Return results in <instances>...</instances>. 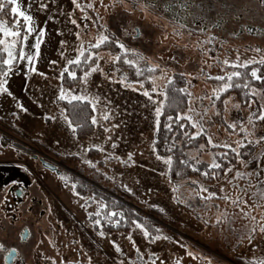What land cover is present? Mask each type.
Here are the masks:
<instances>
[{"label": "rangeland", "instance_id": "1", "mask_svg": "<svg viewBox=\"0 0 264 264\" xmlns=\"http://www.w3.org/2000/svg\"><path fill=\"white\" fill-rule=\"evenodd\" d=\"M78 2L82 5L88 3L95 5L93 8H85L88 19H84L85 13L75 7L73 0H21L22 6L34 17L37 29H45V36L35 65L37 72L28 73L27 62H19L14 74L8 77L7 87L13 95L0 94V113L5 114L6 111L11 110V116L13 115L15 120L14 127L0 128V235L3 236L10 228L17 233L21 232L25 226L32 228L33 246L24 264H53V260L55 264H61V261L64 264H68V261L88 264V256L92 257V264H119L120 260H123L124 264H130V261H134L135 264H152L155 259L151 256L152 253L159 257L156 259V264H160L161 260L164 264H174L177 257H182V264H205L202 260L187 256L186 253L189 250L212 257L213 264H236L234 258L247 262L264 259V233L259 232L257 225L255 239L249 243L247 236L253 221L250 217L240 214L239 210L230 203L223 200L213 201L214 205L220 206L219 211L226 209L230 215L235 213L236 218L231 225L205 227L191 209L173 202V193L167 178L160 174L166 170V166L157 159L156 151H153L152 141L156 133L154 107L142 92L126 88L119 82L122 73H126L129 80L144 79L135 75L134 68L125 65L121 60L116 65L120 69L117 72L111 64L101 61L105 73L111 75L112 80H109L107 75L94 73L89 77L88 84L82 85L79 79L82 70L73 69L78 73L77 80L74 83L69 80L64 81L65 88L74 89L91 97H99L96 111L98 120L105 110L112 114L110 120L101 121L104 127L118 125L112 128L110 133H105L103 127L97 125L96 132L92 136L86 139L77 137L78 142L85 146L89 143L103 144L105 138L110 135L112 140L117 142V148L111 149V141L104 144V147L108 151H115V154L123 159H127L128 153H132L134 163L124 165L112 160L108 164H98L97 167L101 171L96 172L95 169L81 164L79 158L62 155L65 151L77 150V138L73 137L71 130L60 119L61 102H56L60 84L59 73L67 59L74 58L76 55L75 46L78 42L75 33L77 31H81V38L84 41L95 42L99 32L108 30L127 47L150 58L151 63H159L162 67H167L169 74H173L172 70L191 73L192 77H198L192 79L194 87L191 91L194 96L210 94L211 89L218 86L217 81L206 79L205 75L200 73L201 67L204 73L222 74L221 69L224 66L217 62L216 57L219 60L235 59L239 53L242 61L252 57L258 58L259 55L264 54V40L257 37L221 40L225 38L215 37L212 44H207L204 41L211 37L209 34L204 35L200 31L182 29L156 11H152L151 15L146 17L139 8L126 11L119 3L113 7V0H102V2L101 0H78ZM126 2L131 3V0ZM40 3H46L47 7L40 9ZM29 4H31L30 9H28ZM0 19L3 18L0 17ZM72 20H75L76 24H73ZM85 25L88 31H85ZM137 27L140 28L142 35H137L133 31ZM176 32L182 34L176 35ZM34 41L35 34L29 38L28 50ZM61 41L64 43L62 44ZM201 44L203 48L210 51H202L199 46ZM257 47L262 50L261 53L254 51ZM100 51L107 58V53L115 55L119 52V48L113 44L102 47ZM61 52H64V56H61ZM172 57H175V60L170 59ZM129 58L136 57L130 55ZM52 61H56V64L53 65ZM144 64L145 62H141V67H144ZM156 74L159 75V73ZM176 82L177 87L184 86L179 76L176 77ZM158 83L163 84V81ZM253 83L258 88H264L261 82L253 81ZM145 87L150 88V83H145ZM226 95L233 97L232 103H241L240 115L246 118L248 106L244 103L242 91L230 90ZM17 102L22 103L28 111L20 110ZM194 106L199 108V102H196ZM187 107L185 102L180 112L186 111ZM218 107H222L219 102ZM45 116H56L57 119L52 121L45 119ZM228 116L229 119L234 118L236 111L229 112ZM213 119L216 123L209 125V129L215 143L225 140L234 142L243 135L237 131L229 138L228 133L221 127L219 119L215 117ZM198 139L200 143L205 144V149L199 153L191 149L198 159L211 162L213 153L224 151L222 148L208 146L206 137L202 136ZM32 146L58 163L62 169L61 173L70 177L68 186H65V182L60 179L61 173L45 168L39 157L33 156L38 151ZM28 148L33 153H30ZM261 148H264V144L253 150L259 152ZM243 151L246 149H242ZM38 154L44 156L41 153ZM104 155L105 153L92 150L86 154V158L102 161ZM229 155L232 156V154ZM243 158L247 160L248 156L245 155ZM234 164L235 169L244 170L237 160ZM260 164L264 167V159L260 161ZM256 166L257 162L253 161L247 170H252ZM72 173L94 182L98 187L128 202L134 208H139L146 216L154 215L151 210L153 207L150 205H158L159 207L155 208L158 210L165 209L164 212L160 211L163 216L155 217L162 224L158 228L172 239L150 242L143 237L139 229L134 230L133 227L127 232L115 233H108L103 229L105 236L101 237L98 234L99 226L98 228L94 226L92 218L88 216L89 212L97 211L98 205L90 203L87 209L82 207L84 199L92 195L86 197L75 195L71 187ZM104 173H107V176ZM232 175L234 172L229 173L228 177ZM261 175L264 176V172ZM110 176H114L115 180L107 178ZM12 180L27 185L28 191L19 202L12 203L13 194L9 193V188L20 184H11ZM207 180L200 182L206 185L223 184L230 190L226 179L217 182L215 179ZM255 180L256 177L253 176V184ZM244 183V180H240V184ZM121 184L128 185L133 192H128L121 187ZM5 185L9 186L5 187ZM191 187L193 186L185 184L178 194L182 193L183 197L187 198ZM216 190L218 191V187ZM8 199H11V205ZM248 199L251 204L250 193ZM200 203L199 200L194 201V207ZM197 210L206 213V218L212 219L218 212L216 207L210 209L198 207ZM261 211L257 209L252 213L257 216V220ZM130 232L136 247L143 254L142 257L138 258L132 241L127 238ZM113 240L120 245L121 253L115 251ZM176 241L188 247L182 248Z\"/></svg>", "mask_w": 264, "mask_h": 264}, {"label": "snow or ice", "instance_id": "2", "mask_svg": "<svg viewBox=\"0 0 264 264\" xmlns=\"http://www.w3.org/2000/svg\"><path fill=\"white\" fill-rule=\"evenodd\" d=\"M102 2V0H101ZM76 8L81 9L85 13L84 19H88L85 8H93L94 4L88 3L82 5L78 0H73ZM119 3L127 11L129 7L126 4V0H113V7ZM261 4H264V0H260ZM220 5H213L212 7H219ZM10 7V13L13 18V22L10 24L7 20L0 19V53H6V58L0 57V94H8L12 96L13 94L7 87L8 77L14 74L16 66L21 61L27 62V72L34 73L37 72L36 61L40 56L41 43L43 42L45 36V29H37L34 17L30 14L25 7L22 6L21 0H0V14L4 13L6 8ZM47 7L46 3H40L39 8L45 9ZM131 7L133 10L139 8L142 12L145 10L156 11L157 9H163L167 12H173L172 3L168 0H131ZM181 7L185 9L190 8H200L202 5L196 3H182ZM223 7H231V5H223ZM31 8V4L28 5V9ZM172 20L180 24L182 29L187 28L186 24L181 23V18L179 14L172 16ZM73 24H76L75 20H72ZM221 26L219 21L213 24V27ZM151 27V26H150ZM166 27V25H165ZM203 30V29H201ZM85 31H88L85 25ZM137 35H142L139 27L133 30ZM252 31V29H249ZM35 34V41L31 44L30 50H28L29 38ZM127 34V32H126ZM182 33L176 32V35H181ZM191 34V33H190ZM235 35V33H232ZM77 39V45L75 46L76 55L74 58L67 59L66 64L59 73L58 80L60 81L59 90L56 95V102L61 101L67 102L71 106V110L65 108L60 110V119L67 125L71 130L74 138H77V133L79 130H83L85 127L97 125L103 127L105 133H110L112 128L118 127V125H112L111 127H104L101 121H108L112 118L110 111L105 110L100 114V119L98 120L97 115L93 114L91 116L90 125L87 122H79L78 110L81 104H88L91 107L93 113L97 111V105L99 103V97H91L85 95L82 92H76L74 89L65 88V74L69 82L74 83L78 78V73L73 69H81L82 75L79 79L82 85H87L89 82V77L94 73H100L107 75L104 68L101 66V61L107 64H111L113 69L117 72L120 71L116 65L122 60L125 65H128L135 70V75L137 77H144V79L129 80L126 73H122L119 82L126 88H133L136 91L142 92L148 101L154 107L155 115V131L158 133L160 128V117L165 113V110L175 111V116L167 115L166 122L164 123V129L172 134L171 143L165 144V151L167 155H159L157 153V159L161 161L165 166L166 170L161 172L162 176L167 178L170 185V190L173 193L172 200L178 205H184L191 209L195 214L196 218L203 222L205 227L209 225L212 226H222L224 224L231 225L234 221L235 213L229 214L225 209L219 211V205L213 204L215 200H223L226 203H230L234 208L239 210V213L244 217H250L253 221V226L248 232L249 243L255 239L254 233L257 232V225L259 227V232L264 233V176L261 175L264 172V167L261 166L260 161L264 159V148H261L259 152L254 151L256 147L264 144V88H258L253 81H258L264 84V72H262V67H264V54L257 57H252L249 59L241 60L239 53H237L235 59L224 58L219 60L216 57L218 63L222 64L224 68L221 69L222 74L211 75L204 73L203 67L200 68V73L205 75L206 79L215 80L218 82L217 87L211 89L210 94L194 96L191 89L194 87L192 79L198 77H192L191 73H186L183 71L176 72L172 70L173 74L169 75L167 67H162L159 63H151L150 58L144 56L141 52L130 49L127 47L119 38H116L113 33L108 30L99 32L95 42L91 40L84 41L81 38V31L75 33ZM215 36L210 37L204 43L212 44L215 41ZM63 44L64 41H61ZM117 45L119 52L112 55L110 52L107 53V58L105 54L100 51L102 47H108L110 45ZM204 52L210 51L209 49L203 48V44L199 45ZM187 47V45H185ZM256 53H261L262 50L257 47L254 50ZM131 56L136 57L135 59L129 58ZM61 56H64V52H61ZM175 60V57L170 58ZM141 62H145L144 67H141ZM53 65L56 61L51 62ZM178 63V62H177ZM251 66V67H250ZM210 67V66H209ZM250 67V71H249ZM86 68L87 70H83ZM226 68H231L233 70L227 71ZM156 73H159L157 75ZM44 75V73H40ZM184 82L183 87L176 86V77ZM249 77L251 79H249ZM109 80H112L111 75H107ZM158 81H163V84L158 83ZM145 83H150V88L145 87ZM139 85V87H136ZM240 89L242 91V96L245 98L244 103L248 106V111L246 113V118L240 115L241 103H232L233 97L226 95L230 90ZM222 97H225L222 99ZM187 103V110L180 112V106ZM199 102V108L194 105ZM207 102V103H205ZM218 102L222 107H218ZM258 105V107H256ZM17 107L23 112H27L28 109L22 104L17 102ZM235 110L236 116L229 119L228 113ZM15 115V114H14ZM213 117L219 119L221 127L224 131L228 133L230 138L233 133L237 131L243 135L234 142H228L225 140L221 143H215L213 136L210 134L209 125H214L216 120ZM45 119H50L55 121L56 116H45ZM260 122V123H258ZM175 126V131H174ZM194 129V130H193ZM179 134L183 138V142H178L176 135ZM207 138V145L211 148H222L224 151L213 153L211 162H206L198 159L194 155L191 149H194L196 153H199L205 149V144L197 143L200 137ZM111 141V149L115 150L117 148V142L112 140V137L108 135L105 138L104 143H89L87 146L80 144L77 138V150L76 151H65L62 155L77 157L80 159L81 164L87 165L90 168L95 169L96 172H100V168L97 167L98 164L104 163L108 164L110 161L115 160L124 165L129 163H134L132 160V153H128L127 159H123L115 154V151H108L104 144ZM153 151H156L155 145L156 140L152 141ZM242 149L246 151L242 152ZM92 150L105 153L103 160H96L86 158V154ZM174 152H179L180 156L186 157L183 159L174 158ZM229 153L232 154L242 166L244 170L235 169L234 165L231 163V158ZM247 155L248 159L245 160L243 157ZM257 162L256 168L252 170H247L249 165ZM223 162H227V166H224ZM201 165H203V170H201ZM45 166L53 168L59 172V169L55 165L45 161ZM185 169H191L193 172H199L203 177L208 179H217L220 177V172L223 171L224 179L227 180L230 185V190L226 189L223 184L220 185H206L200 181H194L190 178H186ZM173 172L175 173L176 179H172ZM234 172L230 178L228 173ZM107 176V173H104ZM255 176V184L252 183V177ZM110 180H115L114 176L107 177ZM60 179L65 182V186H68L70 177L66 174L61 173ZM240 180H244L245 183L240 184ZM11 184H18L19 181L12 180ZM79 182L72 183V191L77 197L81 196V192L77 191V186ZM185 184L191 185L190 191L188 192L187 198L183 197V194H178L179 190L184 187ZM9 185H5L8 187ZM121 187L125 188L128 192H133V189L128 187L126 184H121ZM218 187V191L216 190ZM249 193L251 194L252 203H249ZM23 195V193H21ZM199 200L201 203L194 207L193 202ZM90 203H95L98 205L97 211L95 213L89 212L88 216L92 218V223L94 226H99V235L101 237L105 236L104 224L101 222L104 220L107 224L119 227L121 224L132 225L133 229H139L143 237L148 239L150 242L157 240H171L172 238L168 235H164L162 230L154 227L151 224H146L141 222L139 218L129 220L128 215L124 211H108V205L103 200H97L95 195L86 197L84 199V204L82 207L87 209ZM150 207L157 208L158 205H150ZM198 207H203L205 209H210L211 207H216L218 209L215 218H206V213H201L197 209ZM247 209V210H246ZM257 209H261V214L259 220L257 216L252 213ZM161 212L165 209L159 208ZM150 228L152 229L150 231ZM223 231V229H221ZM156 233L155 235L153 233ZM31 235L29 229L25 228L20 233V239L25 240ZM132 241L133 247L138 254V258L142 257L140 249L136 247V242L132 239L131 232L127 237ZM182 248H187L186 244L180 243ZM112 244L117 253H121L122 249L115 240ZM5 244L0 242V249H4ZM18 249L12 247L9 249V253H16ZM187 256L193 259H199L205 262V264H213V259L210 256L193 252L191 250L187 251ZM153 259L152 264H156V259L159 257L155 253L151 254ZM7 259V257H6ZM88 264H92V257H87ZM53 264L55 261L53 260ZM61 264H64L61 261ZM68 264H80L79 261H68ZM119 264H124L123 260L119 261ZM130 264H135L134 261H130ZM160 264H164L161 260ZM174 264H182V257H177ZM254 264H264V259H260L254 262Z\"/></svg>", "mask_w": 264, "mask_h": 264}, {"label": "flooded vegetation", "instance_id": "3", "mask_svg": "<svg viewBox=\"0 0 264 264\" xmlns=\"http://www.w3.org/2000/svg\"><path fill=\"white\" fill-rule=\"evenodd\" d=\"M168 2L172 3L173 12H167L163 9H157L156 12L164 16L172 24L180 26L179 23L172 20L173 15L179 14L180 22L187 25L185 29L200 31L204 35L209 34L211 37L225 38L221 40H243L244 37H257L264 40V4H261L260 0H195L202 7L190 9L181 7V4H191L193 0H168ZM213 5L220 6L212 7ZM223 5H231V7H223ZM217 21H219L221 26L213 27V24L217 23ZM249 29H252V31H249ZM232 33H235V35ZM37 151L44 155L39 156L40 161L41 157H48L46 153ZM27 191L26 183L10 187L9 193L13 194L12 203L22 200ZM8 202L11 205V199H8ZM25 228L29 229L31 235L27 239L21 240L19 238L20 233ZM24 229L17 233L10 228L5 231L3 236L0 235V242L5 244V248L0 249V264H24L29 251H31L32 240L34 239L32 228L25 226ZM12 247H16L18 251L9 253V249Z\"/></svg>", "mask_w": 264, "mask_h": 264}, {"label": "trees", "instance_id": "4", "mask_svg": "<svg viewBox=\"0 0 264 264\" xmlns=\"http://www.w3.org/2000/svg\"><path fill=\"white\" fill-rule=\"evenodd\" d=\"M0 17H2L4 20H7L10 24L13 22V18L11 16L10 13V7L6 8L4 13L0 14ZM0 57L5 58L6 57V53H0ZM171 75V73L169 74ZM80 77V75H79ZM67 75L65 74V82H67ZM185 104V103H184ZM184 104H182L180 106V111L181 108L184 106ZM61 107L62 109H69L71 110V106L67 104V102H63L61 101ZM95 114L96 112L93 113L91 110L90 105L88 104H81L79 106V110H78V117H79V122L84 123L87 122L90 125V120H91V116ZM175 111H169V110H165V113L162 114V116L160 117V128H159V132L155 133V140H156V153H159V155H167L168 153L165 151V144L167 143H171V138H172V134L168 133L163 125L166 122V118L167 115H173L175 116ZM14 116H10L8 118H2L0 117V128H6L9 126H15L14 124ZM97 126L92 127V126H88L85 127L83 130H79L77 133V137L81 138V139H86L90 136H92L95 132H96ZM174 131H175V126H174ZM176 139L178 142H183V138L177 134L176 135ZM201 141L198 139L197 143H200ZM30 153H33V151L28 148ZM224 150V149H223ZM231 154V153H229ZM232 157V156H230ZM174 158H186V157H182L180 156L179 152H174ZM232 161L231 163L233 165L234 162L236 161L234 157L231 158ZM234 159V160H233ZM224 166H227V162H223ZM203 165H201V170H203ZM186 171V178H190L191 180L194 181H205L208 178L203 177L199 172H193L191 171V169H185ZM229 174V173H228ZM224 173L223 171L220 172V177H218L217 179H215V181H219L221 179H224ZM172 179L175 180V173L173 172L172 175ZM79 182L78 186H77V191L81 192V196L86 197L88 195H95L96 199L99 200H103L105 203H107L108 205V211H112L115 210L117 212L119 211H124L128 217L129 220L131 219H137L139 218L141 220V222H144L146 224H151L154 227L158 228L160 225H162L158 220H157V216H163L162 213L160 212V210L158 209H151L153 212V217L151 216H146L145 214H143V212L139 209V208H134L131 204H129L128 202H125L121 199L116 198L114 195H112L111 193L107 192L106 190L98 187L97 185H95L94 182H90L89 180H86L85 178H83L82 176H78L75 173H72V178H71V182ZM209 181V179L207 180ZM111 189V188H109ZM156 216V217H155ZM104 224V230L107 231L108 233H115V232H127L130 229H132V225L129 223L128 225H124L121 224L118 228L111 226L109 224H107L104 220L101 221ZM98 228V226H96ZM152 229L150 228V231ZM154 235L156 234L155 232L153 233ZM234 262L236 264H254L255 261H244L243 259L240 258H234L233 259Z\"/></svg>", "mask_w": 264, "mask_h": 264}, {"label": "water", "instance_id": "5", "mask_svg": "<svg viewBox=\"0 0 264 264\" xmlns=\"http://www.w3.org/2000/svg\"><path fill=\"white\" fill-rule=\"evenodd\" d=\"M28 145L31 146L30 144H28ZM32 147H33V146H32ZM33 148L36 149L35 147H33ZM36 150H37V149H36ZM34 157H35V158H38V157H39V154H35ZM45 161H47L48 163H51V164L55 165L56 168L59 169V172L56 171V170H54L53 168L46 167V166H45ZM41 162H42V164H43V166H44L45 168H47V169H49V170H51V171H55V172H57L58 174H60V173L62 172V169L59 167V165H58L56 162H54L53 160H51L49 157H47V158H45V157H41Z\"/></svg>", "mask_w": 264, "mask_h": 264}, {"label": "clouds", "instance_id": "6", "mask_svg": "<svg viewBox=\"0 0 264 264\" xmlns=\"http://www.w3.org/2000/svg\"><path fill=\"white\" fill-rule=\"evenodd\" d=\"M142 3H143V0H142ZM126 4H127V6L129 7V9H132V7H131V3H127V2H126ZM132 10H133V9H132ZM144 13H145V16H146V17H148V16L151 15V11H149V10H145Z\"/></svg>", "mask_w": 264, "mask_h": 264}, {"label": "crops", "instance_id": "7", "mask_svg": "<svg viewBox=\"0 0 264 264\" xmlns=\"http://www.w3.org/2000/svg\"><path fill=\"white\" fill-rule=\"evenodd\" d=\"M2 108V107H1ZM11 116V110L10 111H6L5 112V114H1L0 113V117H2V118H8V117H10Z\"/></svg>", "mask_w": 264, "mask_h": 264}]
</instances>
